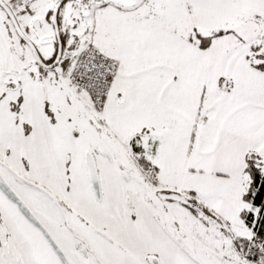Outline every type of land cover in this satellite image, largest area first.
<instances>
[{"label": "snow or ice", "instance_id": "6c2138e0", "mask_svg": "<svg viewBox=\"0 0 264 264\" xmlns=\"http://www.w3.org/2000/svg\"><path fill=\"white\" fill-rule=\"evenodd\" d=\"M0 264H264V0H0Z\"/></svg>", "mask_w": 264, "mask_h": 264}]
</instances>
